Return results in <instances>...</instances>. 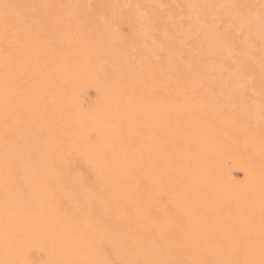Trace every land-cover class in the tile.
<instances>
[{
    "label": "bare ground",
    "instance_id": "6f19581e",
    "mask_svg": "<svg viewBox=\"0 0 264 264\" xmlns=\"http://www.w3.org/2000/svg\"><path fill=\"white\" fill-rule=\"evenodd\" d=\"M115 263L264 264V0H0V264Z\"/></svg>",
    "mask_w": 264,
    "mask_h": 264
},
{
    "label": "rangeland",
    "instance_id": "374dc122",
    "mask_svg": "<svg viewBox=\"0 0 264 264\" xmlns=\"http://www.w3.org/2000/svg\"><path fill=\"white\" fill-rule=\"evenodd\" d=\"M91 94V95H90ZM94 95V91L90 90L89 91V96H93ZM93 98V97H92ZM115 264H118V263H115Z\"/></svg>",
    "mask_w": 264,
    "mask_h": 264
}]
</instances>
